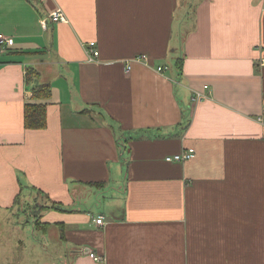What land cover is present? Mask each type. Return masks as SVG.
<instances>
[{
	"label": "crops",
	"instance_id": "obj_1",
	"mask_svg": "<svg viewBox=\"0 0 264 264\" xmlns=\"http://www.w3.org/2000/svg\"><path fill=\"white\" fill-rule=\"evenodd\" d=\"M0 35V210L21 189L62 206L31 225L62 264H264V0H0Z\"/></svg>",
	"mask_w": 264,
	"mask_h": 264
},
{
	"label": "rangeland",
	"instance_id": "obj_2",
	"mask_svg": "<svg viewBox=\"0 0 264 264\" xmlns=\"http://www.w3.org/2000/svg\"><path fill=\"white\" fill-rule=\"evenodd\" d=\"M120 137L123 138L122 135ZM108 191L112 193L111 190ZM43 202L44 198L35 192L26 199L20 196L16 206L22 212L16 210L17 208H14L13 212L0 210V264H62L64 262L62 243L54 246L49 237L45 238L32 230L30 210L34 205L40 210L46 205ZM16 211L18 212L14 215ZM39 212L42 213L41 210Z\"/></svg>",
	"mask_w": 264,
	"mask_h": 264
},
{
	"label": "trees",
	"instance_id": "obj_3",
	"mask_svg": "<svg viewBox=\"0 0 264 264\" xmlns=\"http://www.w3.org/2000/svg\"><path fill=\"white\" fill-rule=\"evenodd\" d=\"M8 46L6 47V49ZM5 49V50H6ZM177 70L181 72L182 66H181V60H177L175 64ZM24 82L25 85L29 88L31 92V98L27 103L24 105L23 109V128L25 130H43L47 126V105L49 100L51 99V94H52V87L49 83H41L40 82V74L39 72L32 68V67H27L25 69V74H24ZM81 113L84 114H90V110H85L82 111ZM147 131H143V133H146ZM138 134V133H135ZM128 135V134H127ZM134 136H129L126 139H133ZM123 148V145L121 146V150ZM88 186L91 187H103V183H91ZM24 189H21V192L19 195L16 197L14 204L17 205L20 196L22 195ZM30 191H35L36 193H40V191H37L35 189H31ZM32 193L30 192L29 195ZM28 193L26 196H29ZM37 206V205H36ZM35 205L32 206L31 211V225L33 226V229L35 230H46L47 224H42L39 222V216L38 214L40 213L39 211L44 210V209H55V210H63L62 206H60L57 203H50L49 206L46 205H41V209L39 210L38 207ZM29 207H31V204H29ZM34 210V211H33ZM60 238L62 239L63 236L60 235Z\"/></svg>",
	"mask_w": 264,
	"mask_h": 264
},
{
	"label": "built area",
	"instance_id": "obj_4",
	"mask_svg": "<svg viewBox=\"0 0 264 264\" xmlns=\"http://www.w3.org/2000/svg\"><path fill=\"white\" fill-rule=\"evenodd\" d=\"M47 21H50L53 23H66L67 19L65 17V14L62 12V10L56 9L55 11L51 12L47 16V19L43 20L42 23L45 24ZM9 45H10V41L5 39L4 37H2L0 35V54L3 51H5L6 47ZM86 46H87L86 52H87L88 60L91 62L95 61L99 56V52L96 48V44L94 42H89ZM142 59H144V56H138V57H136L135 60H142ZM261 66L264 67V60L261 61ZM157 71L161 72L162 69L158 68ZM205 88H207V87H205ZM205 97H206V95H203L202 93H198L196 95V100H200V99H203ZM260 121H262V120H260ZM263 124H264V121H263ZM194 154H195L194 149H187L180 154L174 155L172 157H167L166 161L167 162H176V163L184 162V161L192 159L194 157ZM103 220H104L103 217H98L95 220V222L98 225H102ZM89 255L93 259V261L98 262V263L103 262V259L101 257L95 256L94 254H89Z\"/></svg>",
	"mask_w": 264,
	"mask_h": 264
},
{
	"label": "water",
	"instance_id": "obj_5",
	"mask_svg": "<svg viewBox=\"0 0 264 264\" xmlns=\"http://www.w3.org/2000/svg\"><path fill=\"white\" fill-rule=\"evenodd\" d=\"M88 253V252H87Z\"/></svg>",
	"mask_w": 264,
	"mask_h": 264
}]
</instances>
